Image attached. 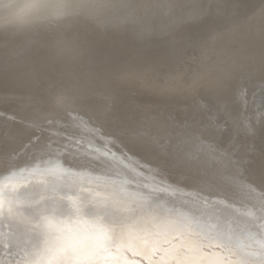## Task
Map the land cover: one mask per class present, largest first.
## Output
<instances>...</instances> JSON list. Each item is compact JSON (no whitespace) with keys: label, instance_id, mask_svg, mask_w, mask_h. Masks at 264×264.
Instances as JSON below:
<instances>
[{"label":"bare ground","instance_id":"obj_1","mask_svg":"<svg viewBox=\"0 0 264 264\" xmlns=\"http://www.w3.org/2000/svg\"><path fill=\"white\" fill-rule=\"evenodd\" d=\"M106 1L68 0L58 17ZM241 32L192 72L169 74L83 66L82 39L67 35L53 52L61 66L0 93V260L48 264L56 231L87 217L114 237L122 264H152L147 250L161 241L200 250L205 264H264V174L246 135L223 138L203 127L208 110L192 114L210 80L252 64L264 21ZM250 72L264 76V63ZM182 83L193 102L155 94ZM165 115L175 129L159 122Z\"/></svg>","mask_w":264,"mask_h":264},{"label":"water","instance_id":"obj_2","mask_svg":"<svg viewBox=\"0 0 264 264\" xmlns=\"http://www.w3.org/2000/svg\"><path fill=\"white\" fill-rule=\"evenodd\" d=\"M27 1L0 18V93L21 85L33 73L61 66L53 52L67 35L82 39L77 44L84 49L79 53L83 66L127 63L169 74L192 72L221 43L264 21V0H108L85 4L65 18L58 14L68 0H50L43 9L35 2L22 11ZM253 44L247 59L252 64L218 83L210 80L192 114L208 110L211 119L203 127L214 124L226 135L223 138L244 132L242 144H249L254 154L253 168L264 174V76L250 72L264 63V40ZM155 94L176 102L194 101L191 86L184 83L176 90L160 87ZM171 119L167 115L159 122L175 129Z\"/></svg>","mask_w":264,"mask_h":264},{"label":"snow or ice","instance_id":"obj_3","mask_svg":"<svg viewBox=\"0 0 264 264\" xmlns=\"http://www.w3.org/2000/svg\"><path fill=\"white\" fill-rule=\"evenodd\" d=\"M113 239L110 234L98 233L87 217L69 219L54 234L48 264H122L119 247L111 243ZM12 245L8 242L9 247ZM147 251L154 256L152 264H205L204 253L188 244L161 241ZM20 260L21 264H32L23 256ZM0 264L7 262L0 260Z\"/></svg>","mask_w":264,"mask_h":264},{"label":"rangeland","instance_id":"obj_4","mask_svg":"<svg viewBox=\"0 0 264 264\" xmlns=\"http://www.w3.org/2000/svg\"><path fill=\"white\" fill-rule=\"evenodd\" d=\"M22 0H1L0 4V18H3L8 12L12 10H17L21 4Z\"/></svg>","mask_w":264,"mask_h":264},{"label":"clouds","instance_id":"obj_5","mask_svg":"<svg viewBox=\"0 0 264 264\" xmlns=\"http://www.w3.org/2000/svg\"><path fill=\"white\" fill-rule=\"evenodd\" d=\"M37 5L41 7V9H43V6H45L46 4H48L50 2V0H36ZM2 11V10H0Z\"/></svg>","mask_w":264,"mask_h":264}]
</instances>
